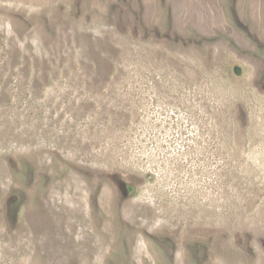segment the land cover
<instances>
[{
    "label": "rangeland",
    "instance_id": "rangeland-1",
    "mask_svg": "<svg viewBox=\"0 0 264 264\" xmlns=\"http://www.w3.org/2000/svg\"><path fill=\"white\" fill-rule=\"evenodd\" d=\"M0 264H264V0H0Z\"/></svg>",
    "mask_w": 264,
    "mask_h": 264
},
{
    "label": "trees",
    "instance_id": "trees-1",
    "mask_svg": "<svg viewBox=\"0 0 264 264\" xmlns=\"http://www.w3.org/2000/svg\"><path fill=\"white\" fill-rule=\"evenodd\" d=\"M126 189L128 190V191H131V187L130 186H128V187H126Z\"/></svg>",
    "mask_w": 264,
    "mask_h": 264
}]
</instances>
